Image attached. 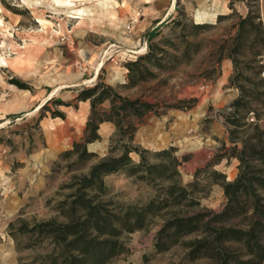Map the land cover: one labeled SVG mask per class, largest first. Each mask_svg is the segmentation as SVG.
Returning <instances> with one entry per match:
<instances>
[{"label":"rangeland","instance_id":"obj_1","mask_svg":"<svg viewBox=\"0 0 264 264\" xmlns=\"http://www.w3.org/2000/svg\"><path fill=\"white\" fill-rule=\"evenodd\" d=\"M251 10L263 20L262 0H0V58L7 61V67H0V99L10 98L9 88L31 96L37 106L50 99L73 104H48L63 113L64 119H53L46 112L39 121V110L28 109L0 122V264H18L26 254L16 251L9 224L18 218H53L55 200L68 192L61 187L73 173L60 155L80 142L90 110L88 102L74 101L78 91L93 86L99 77L113 87L126 83L125 63L146 55L150 44L177 43L181 30L175 22L206 25L198 37L189 38L203 48L161 76L168 78L166 86L146 85L154 93L145 100L195 103L186 110L163 108L158 114L150 113L138 126L133 144L151 154L173 148L182 163L183 184L196 181L204 189L197 197L201 207L215 212L223 209L222 186L207 184L204 170L224 172V182L237 177L239 161L232 155L231 127L225 118L239 90L230 85L231 60L224 58L216 64L211 53L215 44L234 34L238 19ZM152 32L158 34L151 41ZM138 94L137 89L123 93L132 98ZM256 114H248L244 122L264 131V111L258 112V118ZM113 132V125L100 126V140L87 146L97 160L107 155ZM235 148L238 151L241 144ZM130 158L139 161L134 153ZM103 182L102 199L111 203L114 212L128 205L142 206L156 194L123 173L107 176ZM161 224L162 218L156 217L148 229L123 236L127 251L114 264H185L182 246L164 252L156 249Z\"/></svg>","mask_w":264,"mask_h":264},{"label":"trees","instance_id":"obj_2","mask_svg":"<svg viewBox=\"0 0 264 264\" xmlns=\"http://www.w3.org/2000/svg\"><path fill=\"white\" fill-rule=\"evenodd\" d=\"M262 9L264 13V0ZM175 25L181 30L177 43L150 44L146 55L124 64L126 83L113 87L99 77L93 86L78 91L74 101L88 102L90 110L80 142L60 155L73 173L70 182L61 187L68 192L55 200L53 218H18L9 224L16 251L26 252L18 264H114L113 260L127 251L121 238L148 229L156 217L162 218L156 249L164 252L182 246L185 264H264V131L257 124L244 122L248 114L257 113L258 118V112L264 111V16L261 20L260 14L251 10L238 19L234 34L215 44L211 53L216 64L224 58L231 60L230 85L239 90L225 118L231 127L232 155L239 161L237 177L224 182L225 175L204 170L207 184L222 186L225 204L219 212L201 207L197 197L204 189L196 181L183 184L182 163L173 148L151 154L133 144L138 126L150 113L158 114L163 108L186 110L195 103L169 105L157 98L155 103L145 100L154 93L146 85L157 82V86H166L168 78L161 76L203 48L189 38L198 37L206 25ZM157 34L152 32L149 40ZM135 89L140 91L138 96L123 95ZM48 104L73 105L50 99L40 108L39 121L46 112L53 119H64L63 113L51 110ZM104 123L113 125L114 132L107 155L97 160L87 146L100 140L98 130ZM237 143L241 144L238 151ZM133 153L139 156L138 162L130 158ZM119 173L154 189L155 197L142 206L128 205L114 212L109 208L111 203L102 199L106 193L103 179Z\"/></svg>","mask_w":264,"mask_h":264},{"label":"crops","instance_id":"obj_3","mask_svg":"<svg viewBox=\"0 0 264 264\" xmlns=\"http://www.w3.org/2000/svg\"><path fill=\"white\" fill-rule=\"evenodd\" d=\"M1 84H0V89H1ZM6 91V89H5ZM8 94L10 95V98L5 102H3L0 99V122L4 118H11L14 116H17L19 114H23L25 111L29 110H35L37 108L38 101L33 99L31 96H23L21 94H17L13 92V90L8 88ZM82 104H87V102H81ZM102 125H107L111 126L110 123H104ZM100 125V126H102ZM223 175L226 176L224 172H222Z\"/></svg>","mask_w":264,"mask_h":264},{"label":"bare ground","instance_id":"obj_4","mask_svg":"<svg viewBox=\"0 0 264 264\" xmlns=\"http://www.w3.org/2000/svg\"><path fill=\"white\" fill-rule=\"evenodd\" d=\"M175 1V0H173ZM59 6H61L62 4L61 3H57ZM65 5V4H63ZM0 67H7V61L3 58H0ZM44 103L42 102L40 105L37 106V108L35 109V111L37 110H40L41 106L43 105Z\"/></svg>","mask_w":264,"mask_h":264},{"label":"water","instance_id":"obj_5","mask_svg":"<svg viewBox=\"0 0 264 264\" xmlns=\"http://www.w3.org/2000/svg\"><path fill=\"white\" fill-rule=\"evenodd\" d=\"M43 105H44V104H43ZM43 105H42V106H43ZM42 106H41V107H42Z\"/></svg>","mask_w":264,"mask_h":264}]
</instances>
